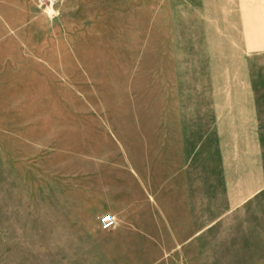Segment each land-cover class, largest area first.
I'll list each match as a JSON object with an SVG mask.
<instances>
[{
    "label": "rangeland",
    "instance_id": "obj_1",
    "mask_svg": "<svg viewBox=\"0 0 264 264\" xmlns=\"http://www.w3.org/2000/svg\"><path fill=\"white\" fill-rule=\"evenodd\" d=\"M0 264H264V0H0Z\"/></svg>",
    "mask_w": 264,
    "mask_h": 264
},
{
    "label": "built area",
    "instance_id": "obj_2",
    "mask_svg": "<svg viewBox=\"0 0 264 264\" xmlns=\"http://www.w3.org/2000/svg\"><path fill=\"white\" fill-rule=\"evenodd\" d=\"M100 227L103 230H110L114 228L117 224V218L114 214L108 213L105 215H102V217L99 220Z\"/></svg>",
    "mask_w": 264,
    "mask_h": 264
}]
</instances>
